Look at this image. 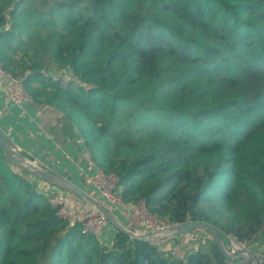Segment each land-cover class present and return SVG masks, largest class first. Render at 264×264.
I'll list each match as a JSON object with an SVG mask.
<instances>
[{"label":"trees","instance_id":"obj_1","mask_svg":"<svg viewBox=\"0 0 264 264\" xmlns=\"http://www.w3.org/2000/svg\"><path fill=\"white\" fill-rule=\"evenodd\" d=\"M0 60L127 203L260 241L264 0H0ZM12 165L0 146V264H229L214 243L188 262L119 230L104 245Z\"/></svg>","mask_w":264,"mask_h":264},{"label":"built area","instance_id":"obj_2","mask_svg":"<svg viewBox=\"0 0 264 264\" xmlns=\"http://www.w3.org/2000/svg\"><path fill=\"white\" fill-rule=\"evenodd\" d=\"M62 81L66 86L64 80ZM0 92L6 95L11 103L19 109H24L27 105L34 104L33 98L26 90L24 78L15 77L12 73L8 72L1 60ZM86 153L89 159H91L87 150ZM31 163L40 167L36 162ZM12 164L14 168H18L19 171H16L17 173L29 177H38L23 166L16 165L13 162ZM94 166L96 165L94 164ZM93 187L94 190L92 192L85 191L89 198L81 197L69 189L57 190L46 188L43 192L48 197V202L59 219L70 224L81 222L83 233L101 237V239L106 225L112 224L109 222L108 217L112 218L117 225L124 227L134 234L146 237L152 236L155 242L150 243L158 248H163V250L168 242L177 239L186 243L189 239H185V237L189 234H195V230H192L183 235L168 238L164 242L160 241V237L165 238L168 235H172L173 230L180 224H171L165 218L153 214L142 200L132 204L127 203L123 198L122 189L119 186V178L115 174H108L97 168ZM113 226L115 231H118V228L115 225ZM223 243L230 256L240 254L237 259L228 262L229 264H235L237 261L245 264V261H251L248 257L249 252L252 253L257 264H264V251H253L248 243H240L230 235L227 236L226 240H223ZM240 258L244 262L239 260Z\"/></svg>","mask_w":264,"mask_h":264},{"label":"crops","instance_id":"obj_3","mask_svg":"<svg viewBox=\"0 0 264 264\" xmlns=\"http://www.w3.org/2000/svg\"><path fill=\"white\" fill-rule=\"evenodd\" d=\"M0 129L6 134L11 148L23 158L36 162L41 168L59 175L86 192L94 190L97 167L87 156L78 129L55 108L34 102L19 109L0 92ZM12 168L19 171L13 165ZM23 176L27 179L29 177ZM32 179H35L32 183L41 191L46 188L65 189L51 179ZM116 233L115 228L104 231V245L112 246Z\"/></svg>","mask_w":264,"mask_h":264},{"label":"water","instance_id":"obj_4","mask_svg":"<svg viewBox=\"0 0 264 264\" xmlns=\"http://www.w3.org/2000/svg\"><path fill=\"white\" fill-rule=\"evenodd\" d=\"M0 146H1L2 150L4 151V153L6 154V156L8 157V159L11 162L15 163L16 165L23 166L26 170H28L30 172H32V170L29 168V166H32V168L34 167V168L40 169L43 171V174H37L34 172L33 173L38 177L54 180L55 182L60 183V185H62V187H64L65 189H69V190L79 194L81 197L89 198L88 194L84 190L79 188L78 186L72 184L69 181L63 180V178H61L59 175H57L53 172H50V171L45 170L43 168L37 167V166L33 165L31 162H28L19 153H17L15 150H13L11 148V146L7 140L6 134L1 129H0ZM108 220L113 225H115L119 231L127 234L128 236H130L134 240H143V241L152 242V243L155 242V240L152 239V236L146 237V236H140L138 234H134L131 231H128L127 229H125L124 227L117 225V223L112 218L108 217ZM196 229H204L212 235L214 241L217 243V246L220 249V252L222 253L223 257L225 258V260L227 262L235 260L240 256V254L230 256L228 254V252L225 248V245L223 243V240H222L220 234L217 232L216 228L214 226H212L211 224L206 223V222H186V223L180 224L179 226H177L173 230L172 235H168L160 241L164 242L168 238L177 237V236L183 235L187 232H190V231L196 230ZM248 257L253 262V264H257L255 262L251 252L248 253Z\"/></svg>","mask_w":264,"mask_h":264},{"label":"rangeland","instance_id":"obj_5","mask_svg":"<svg viewBox=\"0 0 264 264\" xmlns=\"http://www.w3.org/2000/svg\"><path fill=\"white\" fill-rule=\"evenodd\" d=\"M63 76H64V79H62V80H64L65 84H68V82H70L73 79V77L68 73L63 75ZM123 124L126 125L127 123H123ZM80 136H81V134H80ZM81 138H82V136H81ZM83 139L84 138H82V141H84ZM123 153H124V150H123L122 154H120V157L123 156ZM32 178H38V177H31V178L28 177V179L31 183H32V181L35 180ZM111 228H114V226L109 223L106 225L104 231H109V230H111ZM216 230L221 236V233L218 231L217 228H216ZM186 238L189 239V241L186 243L184 241H178L177 239H174V240L168 242L165 245V249L163 251L169 252V253L172 252L173 253V254H171L172 257H176L177 259H180L183 262H188L190 254L196 252L197 250H198L199 254L205 255V258H207L206 254L207 253L210 254L212 252L210 247H212L213 243L217 245V243L214 241L212 235L204 229H196L195 234H189L185 237V239ZM172 245H173V247H172ZM249 246L251 247V249L253 251H256V252L264 251V234H263V236L259 242L254 243V244L249 245ZM213 252H214V250H213ZM219 253H220V251H219ZM209 258L211 259V260L207 259L209 261V264H216L217 263L214 256L211 257L209 255ZM239 260H242L244 262V260L242 258H240ZM244 263L245 264H253L252 261H245Z\"/></svg>","mask_w":264,"mask_h":264},{"label":"bare ground","instance_id":"obj_6","mask_svg":"<svg viewBox=\"0 0 264 264\" xmlns=\"http://www.w3.org/2000/svg\"><path fill=\"white\" fill-rule=\"evenodd\" d=\"M29 168L32 170V172H34V173H37V174H43V171L42 170H40V169H37V168H32V166H29ZM160 240H162V239H164V237H160L159 238Z\"/></svg>","mask_w":264,"mask_h":264}]
</instances>
